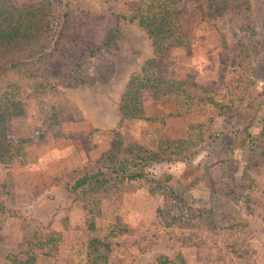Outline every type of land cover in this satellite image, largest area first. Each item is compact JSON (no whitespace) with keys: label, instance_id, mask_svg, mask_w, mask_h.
<instances>
[{"label":"rangeland","instance_id":"1","mask_svg":"<svg viewBox=\"0 0 264 264\" xmlns=\"http://www.w3.org/2000/svg\"><path fill=\"white\" fill-rule=\"evenodd\" d=\"M12 1L22 5L34 0ZM50 1L58 9L69 4L76 11L83 8L88 15H104L112 23L114 16L133 2ZM249 1L252 21L247 31L238 28L239 12L214 14L206 0L181 2L178 12L190 36L189 44L157 56L155 74L159 79L185 82L159 98L152 97L148 89L142 92L144 116L155 120L129 119L118 109L128 76L152 57L150 40L136 23L116 21V36L88 59V74L104 61L110 64L112 72L106 81L88 80L38 91H32L31 80L20 82L18 98L23 113L5 120L12 157L0 161V201L10 212L0 213V264L3 255L23 245L37 225L61 231V239L51 247L49 256H39L33 264H83L87 239L103 238L107 226L115 222L134 232L106 239L113 250L105 264H148L153 255L176 253L182 259L180 264H264V134L253 128L254 140L247 138L244 114L232 122L223 116L208 121L213 110L205 103L191 105L186 111L183 94L178 91L203 96L202 90L208 89L215 100L228 95L234 100L243 86L237 78L239 70L249 73L253 91L261 93L264 0ZM106 27L107 22L100 30ZM173 112L179 115L161 118ZM261 114L259 108L256 115ZM191 124H200L191 132L201 134L193 151L181 161L160 156L140 176L102 194L100 215L94 219L96 229L88 233L86 214L66 184L77 174L99 166L102 154L116 148L114 132L121 138L117 155L122 157L129 144L156 151L159 139L185 137ZM15 147H20L19 155L13 154ZM219 161L223 164L218 165ZM162 173L170 175L166 184L175 192L188 194L191 206L210 208L223 226L233 227L217 233L188 231L169 226L164 215L160 220L161 196L150 180H157ZM230 177L231 185L222 187L220 182L230 181ZM64 225L67 228L63 229ZM233 250L239 254L237 259Z\"/></svg>","mask_w":264,"mask_h":264},{"label":"trees","instance_id":"2","mask_svg":"<svg viewBox=\"0 0 264 264\" xmlns=\"http://www.w3.org/2000/svg\"><path fill=\"white\" fill-rule=\"evenodd\" d=\"M103 1L108 0H99ZM182 1L133 0L122 14L114 16L115 22L112 23V19H107L104 15H88L82 12L85 11L83 8L76 11L73 5L69 7V4H66L63 9H58L50 0H34L22 5H17L12 0H0V161L6 162L12 157L5 136V120L9 116H19L23 113V103L18 98L20 82L29 79L32 91H38L54 89L58 85H81L88 80L106 81L112 72L110 64L104 61L88 74V59L107 46L116 36L118 33L116 21L136 23L149 38L152 49V57L145 59L138 70L128 76L119 96L118 109L123 117L129 119L155 120L156 117L144 116L142 92L148 89L152 92V97L159 98L167 93L171 94L185 82L159 79L155 74L157 56L167 55L172 50L189 44L190 36L183 28L178 12ZM206 2L210 12L214 14L225 11L239 12L238 28L242 31L250 29L252 20L249 17V0ZM106 22L107 27L100 30ZM238 72L237 78L243 86L241 92L237 94L238 98L234 100L231 95H228L227 99L215 100L213 92L208 89L202 90L203 96L178 91L183 94L182 100L187 107L186 111L191 105L199 103H205L210 107L213 111L207 116L208 121L213 116H223L226 120L228 117L231 118L232 122L234 117L241 118L244 114L243 127L248 131L247 138L254 140L251 129L256 128L259 135L264 134V83L261 93L257 95L253 91L249 73L239 70ZM233 104L235 106H232ZM259 108L262 109V114L257 116ZM173 115L179 114L168 113L161 118ZM198 127L200 124L189 125L187 135L182 138L159 139L157 150L153 152L129 144L122 157L117 155L121 152V138L114 132L116 148L102 154L99 166L77 174L66 184V189L73 195V200L80 202L86 214L84 220L86 231L91 233L96 229L94 219L100 215L99 201L102 194L114 191L124 180L140 176L143 169L152 161L160 159V156L184 160L187 152L191 153L201 138L199 132H194V135L191 132ZM19 149L20 147H15L13 154L19 155ZM222 164L223 161H219L218 165ZM169 180L170 175L167 173L160 174L157 180H150L154 185L153 189L161 196V206L157 210L160 220L164 215L169 226L188 231L201 229L217 233L233 227L234 224L223 226L210 208L191 206L188 194L175 192L166 184ZM232 181L233 177H230V181L220 183L222 187H228ZM0 213L10 214L1 201ZM65 228L67 226L64 225L63 229ZM181 231L184 234V230ZM133 232V229L119 222L109 224L103 238L93 236L87 239L83 264H105L107 256L113 250L106 239L129 236ZM60 239L61 231L37 225L32 236L23 245L3 255V264H33L37 257L49 256L52 253L51 247ZM232 255L236 259L239 257L234 250ZM181 262L179 253L172 256L156 254L149 259L148 264Z\"/></svg>","mask_w":264,"mask_h":264}]
</instances>
